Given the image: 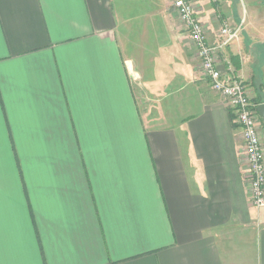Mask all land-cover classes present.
Masks as SVG:
<instances>
[{
  "label": "crops",
  "instance_id": "0c3cea01",
  "mask_svg": "<svg viewBox=\"0 0 264 264\" xmlns=\"http://www.w3.org/2000/svg\"><path fill=\"white\" fill-rule=\"evenodd\" d=\"M192 1L264 95V0ZM244 149L173 0H0V264H264Z\"/></svg>",
  "mask_w": 264,
  "mask_h": 264
},
{
  "label": "built area",
  "instance_id": "2783aa9c",
  "mask_svg": "<svg viewBox=\"0 0 264 264\" xmlns=\"http://www.w3.org/2000/svg\"><path fill=\"white\" fill-rule=\"evenodd\" d=\"M173 8L179 14L186 32L194 45L201 72L209 80L214 92L219 94L235 116L241 127L248 165V179L251 184L253 205L264 208V136L261 135L262 120L257 106L252 101L244 82L224 78L217 64V52L239 37L241 27L225 25L222 35L225 40L218 46L209 44L206 31L198 19L192 0H173Z\"/></svg>",
  "mask_w": 264,
  "mask_h": 264
},
{
  "label": "trees",
  "instance_id": "16d2710c",
  "mask_svg": "<svg viewBox=\"0 0 264 264\" xmlns=\"http://www.w3.org/2000/svg\"><path fill=\"white\" fill-rule=\"evenodd\" d=\"M252 101L257 107L261 104H264V95L259 92L254 98H252Z\"/></svg>",
  "mask_w": 264,
  "mask_h": 264
},
{
  "label": "water",
  "instance_id": "95a60500",
  "mask_svg": "<svg viewBox=\"0 0 264 264\" xmlns=\"http://www.w3.org/2000/svg\"><path fill=\"white\" fill-rule=\"evenodd\" d=\"M257 112L262 120V123L264 125V104H261L257 107Z\"/></svg>",
  "mask_w": 264,
  "mask_h": 264
},
{
  "label": "rangeland",
  "instance_id": "374dc122",
  "mask_svg": "<svg viewBox=\"0 0 264 264\" xmlns=\"http://www.w3.org/2000/svg\"><path fill=\"white\" fill-rule=\"evenodd\" d=\"M245 85H246L247 89H249V86L247 84H245ZM250 95L253 97V95L251 93H250ZM261 133H262L261 135L264 136V127H261Z\"/></svg>",
  "mask_w": 264,
  "mask_h": 264
}]
</instances>
